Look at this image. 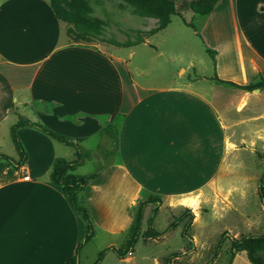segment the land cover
<instances>
[{"label":"crops","instance_id":"crops-1","mask_svg":"<svg viewBox=\"0 0 264 264\" xmlns=\"http://www.w3.org/2000/svg\"><path fill=\"white\" fill-rule=\"evenodd\" d=\"M228 4L232 28L230 37L216 40L222 45L216 76L242 86L263 83L264 0ZM216 23L210 20L203 35L213 38L211 27L222 26ZM212 34L221 38L220 30ZM133 54L126 60L69 43L47 0H0V146L23 116L79 142L97 155L94 165L105 168L80 194L94 229L80 264L98 236L113 241L94 264L108 248L123 250L144 203V230L156 209L152 227L161 236H143L142 245L167 241L188 220L170 227L190 210L191 239L182 238L188 248L184 241L169 247L181 256L168 261L166 251L139 259L137 243L126 258L110 251L100 264H195L216 251L225 232L238 239L264 235V168L250 167L242 153L264 163V85L247 92L202 74L184 85L140 83ZM18 136L28 156L24 166L0 162V264H67L86 224L50 177L55 160H75L76 149L29 127ZM11 158L20 159L18 153ZM221 248L214 264H253L247 251L232 254L229 242Z\"/></svg>","mask_w":264,"mask_h":264},{"label":"rangeland","instance_id":"rangeland-1","mask_svg":"<svg viewBox=\"0 0 264 264\" xmlns=\"http://www.w3.org/2000/svg\"><path fill=\"white\" fill-rule=\"evenodd\" d=\"M47 1L58 10L63 23L65 37L69 43L108 49L109 52L115 53L126 60L129 59L130 53L134 52L130 61H132L131 69L135 79L140 83H152L160 86L184 85L191 79L195 80L200 74L208 75L210 78L215 77L217 74L216 62L213 61L209 51L215 54L221 51L222 45L216 40L220 41L230 37L227 34H231L232 28L229 24L228 0H219V4L217 3L218 5H216L217 10L210 15H204L203 12L215 0ZM158 6H161L159 10H157ZM198 6H202L200 8L201 13L193 11ZM163 8L169 11L174 8L182 14L192 27L186 25L181 17L170 15V25L159 32V27L163 24L166 17L162 12ZM210 20L218 22L215 25H222L219 28L211 27V36L213 38L203 35L204 27ZM216 30L221 31L222 36L220 35L221 38L219 39L212 34ZM216 44L221 45L220 48L215 46ZM142 73L143 75L139 76ZM204 82L210 83L209 81ZM251 125L253 127L255 124ZM0 147V151L5 155L15 157L17 154L10 136L2 141ZM86 151L88 153V150ZM242 153L243 158L247 162L249 161L250 167L256 168L260 164L261 168H264L263 161L259 160L256 155H251L250 151ZM96 156L91 154L90 158L85 160L76 173L81 176H86V174L100 175L105 168L102 169L94 165ZM150 213L151 211L147 217L150 216ZM165 218L161 219V222ZM184 226L179 227L176 233L167 241H161L160 245L155 244L144 247L141 238L136 247L138 248L137 257L140 259L144 252L160 255L165 251V261L174 259L173 255L176 257L181 256L180 251L169 254L171 250L168 249L169 247H181L182 241L188 248L189 245L186 239L182 240L184 238ZM179 230L182 235L177 237ZM110 241H113V239L98 236L94 243L88 245L85 249L84 256L86 259H84L83 264H94L97 253ZM221 249L217 247L212 255L210 251L204 252L206 254L205 259L208 255L211 256V262L206 264H214L213 261ZM205 259L198 257L195 264H203ZM217 264H225V261L221 260Z\"/></svg>","mask_w":264,"mask_h":264},{"label":"trees","instance_id":"trees-1","mask_svg":"<svg viewBox=\"0 0 264 264\" xmlns=\"http://www.w3.org/2000/svg\"><path fill=\"white\" fill-rule=\"evenodd\" d=\"M218 2H219V0H215L209 7H207L206 10L203 12L204 15H210L215 10V7H216ZM50 5L52 6L56 16L61 20L59 13H58V10L54 7L53 4L50 3ZM201 7L202 6H198V7L194 8L193 11H195L197 13H201V10H200ZM154 8H156V7H154ZM160 8H161V6H158L157 10H159ZM162 12L166 17H165L163 24L159 27V31L166 29L170 25V23H171L170 15H177V16L181 17L184 20V22L186 23V25L192 27L191 24L188 23L186 21V19L182 16V14L180 12H178L177 10H175L174 8L170 9V11L163 8ZM209 54L211 55L213 61L216 62L215 61V53L209 51ZM213 80L220 85L232 87L235 89L244 90L247 92H253L255 90L261 89V87L264 85V82L263 83L259 82L256 84L242 86V85L235 84L233 82L221 80L217 76L213 77ZM25 127L35 129V130H37V131H39V132H41V133H43V134H45L51 138L57 140L58 142H60L64 145H67V146H70V147L76 149V154H77L76 160L67 161V160L62 159V158L55 160L50 178H51L52 183L63 188L64 195H65L70 207L72 208V210L75 213H77L79 216L82 217V219L84 220V222L86 224V234H85L84 240L79 245L75 256H73L70 259V261L67 263V264H80L81 251H82L83 247L91 241V239L93 238V233H94L93 223H92L89 211L87 210L83 201L81 200L80 194L83 191V189L85 187H87L88 184L92 180L99 177V174H92L90 176H81V175H78L76 172H77V169L81 165L84 164L85 160L87 158L88 159L90 158L91 154L89 151H88V153H86L87 151L80 145L79 142H76V141H74V140H72V139H70V138H68V137H66L60 133L52 131L51 129H49V128H47V127H45L39 123L33 122V121L23 117V116H20V119L17 122V124L12 126V128H11V139H12V142H13L16 150H17V153H18L20 159H19V161H15L13 158H11L8 155L0 154V162L4 161L9 166H12L16 169H20L21 167L24 166V164L26 163V161L28 159V156H27V153H26V151L22 145V142H21L19 136H18V130L21 128H25ZM108 129L109 128H107L105 131L108 132L109 131ZM259 196H260L261 201L264 205V175H263L261 186L259 187ZM147 204L148 203L141 204L137 208L135 223L129 231V239H128L124 249L118 250L114 247H111V248L104 250L99 255L98 260L96 261L95 264H100L103 261V259L105 258V256L107 255V253L110 251H114V253L120 259L126 258L128 255H130L132 252H134L138 241L143 236L144 237L149 236V235L152 237H160L161 236V234L156 232L152 227V222H153V220L156 216V213H157L156 209L153 210V213L150 217L148 230L145 231L143 228L144 207ZM154 204L157 205L159 203L157 201V202H154ZM193 218H194L193 213L190 210H187L184 213V215L181 218H179L170 227V230L175 228L178 224L183 222L185 219H188V222L184 226L183 236L185 238L191 239V237L188 234V230L191 227ZM226 241L230 242V244H231L232 254H235L236 252H240V251H247L249 258H250V261L253 264H264V235H248V236H244V237L238 239V238L233 237L229 232H225L222 234L221 239L219 241V244H218L219 249L221 248L222 244ZM173 256L176 257L175 255H173Z\"/></svg>","mask_w":264,"mask_h":264},{"label":"built area","instance_id":"built-area-1","mask_svg":"<svg viewBox=\"0 0 264 264\" xmlns=\"http://www.w3.org/2000/svg\"><path fill=\"white\" fill-rule=\"evenodd\" d=\"M26 179H29V177H26Z\"/></svg>","mask_w":264,"mask_h":264}]
</instances>
